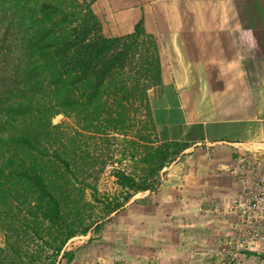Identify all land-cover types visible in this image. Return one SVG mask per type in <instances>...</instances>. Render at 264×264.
I'll use <instances>...</instances> for the list:
<instances>
[{
    "label": "trees",
    "instance_id": "obj_1",
    "mask_svg": "<svg viewBox=\"0 0 264 264\" xmlns=\"http://www.w3.org/2000/svg\"><path fill=\"white\" fill-rule=\"evenodd\" d=\"M144 35L138 23L131 34L105 36L90 0H0V225L11 233L18 230L13 222H18L19 213L28 218L22 226L35 235L44 222L49 224L47 229L59 227L54 240L61 241L50 264L64 243L89 229H72L62 212L59 180L64 181L68 153L60 125L53 124L52 117L84 112L92 119L93 109L96 116L109 112L111 97L122 108L126 100L136 101L138 91V99L148 108L146 90L152 85L141 88L137 77L145 75L158 85L160 67L152 43L149 46L144 39L141 50ZM114 120L116 128L125 124L121 117ZM176 146L160 143L154 153L148 150L139 177L118 172L116 182L126 191L121 199H105V214L121 209L134 193L153 191L157 181L152 177L179 153ZM80 151L68 161L84 158ZM11 198L17 200L15 213L7 203ZM14 243L10 240L0 247V264H12V260L35 264L37 257L23 262ZM62 256L72 260L69 252Z\"/></svg>",
    "mask_w": 264,
    "mask_h": 264
},
{
    "label": "crops",
    "instance_id": "obj_2",
    "mask_svg": "<svg viewBox=\"0 0 264 264\" xmlns=\"http://www.w3.org/2000/svg\"><path fill=\"white\" fill-rule=\"evenodd\" d=\"M90 1L105 36L131 34L141 23L143 37L151 38L158 52L160 83L150 99L151 117L157 141L177 144L179 153L158 188L140 203L141 212L145 207L157 214L155 222L144 219L152 226H141L155 229L152 245L175 249L158 250L156 262L176 264L192 253L182 251L184 246L212 244L214 230L232 231L240 223L235 212L242 198L234 178L208 180L199 174L195 157L199 149L215 145L220 161L230 160L223 150L232 146L264 149V0ZM218 201L224 218L204 216L197 229L203 232L191 237V227L203 221V214L217 210L205 207ZM129 202L123 212L134 208ZM184 208L194 218L178 217ZM176 226L181 237L171 243ZM143 240L148 243L147 234ZM79 258L76 264H89Z\"/></svg>",
    "mask_w": 264,
    "mask_h": 264
},
{
    "label": "rangeland",
    "instance_id": "obj_3",
    "mask_svg": "<svg viewBox=\"0 0 264 264\" xmlns=\"http://www.w3.org/2000/svg\"><path fill=\"white\" fill-rule=\"evenodd\" d=\"M144 39L148 45L152 43L151 38L141 37L140 42L143 43V46L140 45L141 50L145 48ZM147 59L154 66L152 58L149 56ZM138 64L139 60L134 62V67L137 68ZM130 74L131 72L128 77ZM137 79V85L141 88L145 85H152L146 90L149 99L148 108L145 107L143 101L140 102L138 99L140 95L138 91L136 101L126 100L122 108L114 103V99L111 97L107 104L109 112H100L96 116L93 109L90 112L92 119L85 117L84 112L81 114L69 112V114H58L52 117V123L60 125V136L68 153L64 155L67 159L64 162L68 164L65 171V163H63L65 175L63 180L66 184L59 180V191L62 192L63 197L60 204L62 212L67 221L71 222L72 229L78 230L77 227L79 226L80 228L89 226L85 235L79 232L63 244L60 251L57 252L54 264H76V255H81L83 259H79L89 264H159L156 262L158 250L164 248L175 251L172 245L169 247L152 245L151 241L154 242L153 237L156 238L157 233L154 228H149L152 225L145 223L144 219L155 222L156 210L149 212L145 207H143L142 212L140 210V203L148 199L147 195L158 188L168 172L166 168L173 161L166 164L152 177L157 181L153 191H140L134 193L129 199V201H133L132 205L135 209L132 208L131 211L123 212L125 206L130 203L128 201L121 209L111 214L109 212L105 214V199L108 197V202L114 196L121 199L124 191H126L117 184L115 175L118 172H124L137 177L141 176L142 168L145 166L141 161L146 157L147 151L152 150L154 153L155 148L160 145L151 119L150 105V99L155 94L157 85L150 83L145 75L137 77ZM117 117H121L125 122L124 125L117 124L118 128L113 126V120ZM73 147H77V149L71 152ZM219 149L218 145L211 146L209 149L207 147L199 149L195 157L197 161L193 159V156L187 161H196L197 164H200L198 167L199 174L205 175L208 180L217 179L220 181L226 175L233 177L235 190L241 198L242 191H247L253 184L252 177L256 171L254 168L264 167V149L260 148L261 150L258 151L249 147L232 146L231 149L223 150L232 155L229 161H220ZM78 150H81L80 153L83 151L84 158L80 161L78 158L77 161H68L71 160L72 154ZM189 169L192 170L193 168L190 166ZM144 173L145 169L143 175ZM62 184H64L63 188ZM220 185L221 182H217L216 193L218 195H221ZM94 195L100 201L95 200ZM7 203H10L12 213H15L14 207L17 205V200L7 199ZM218 204L215 206L209 204V207H205L207 211L214 210L215 207L217 210L214 212L215 214L212 211L203 214V221L201 223L196 222L191 227V237L203 232L202 230V232L197 231V229L203 227L204 216L213 217L216 221L224 218L222 216L223 203L221 205L218 201ZM17 214L18 222H13V226L17 227L18 230L11 233L7 228L0 225V247H5L6 243L11 240L16 242L13 247L19 252L23 262H29V258L37 257L35 264H50L54 258L53 253L57 251L61 241V239L57 242L54 240L57 235L55 230L59 227L50 226L47 229L49 224L44 222L39 235H35L22 226L25 219L28 218ZM177 216L194 218V214L187 208L179 211ZM4 223L7 226L6 219ZM143 224L149 225V227L143 228L141 226ZM231 230L225 231L223 228L214 230L213 236L216 237V240H212V244L184 246L182 251L188 249L192 253L176 264H264V240L247 244L244 240L248 237L249 231L236 228V226L235 229ZM171 232L175 237L171 243H175L181 237L180 226H176V229ZM262 232L264 233V230ZM145 234L149 237L147 244L143 240ZM82 249H84L83 252ZM38 250L40 252L37 253ZM64 252H69L72 255V260L68 261L66 256H62ZM12 264L16 263L12 260Z\"/></svg>",
    "mask_w": 264,
    "mask_h": 264
},
{
    "label": "built area",
    "instance_id": "obj_4",
    "mask_svg": "<svg viewBox=\"0 0 264 264\" xmlns=\"http://www.w3.org/2000/svg\"><path fill=\"white\" fill-rule=\"evenodd\" d=\"M254 170L253 184L247 191H242V202L236 211L240 219L238 228L249 231L244 240L247 244L264 240V167L258 166Z\"/></svg>",
    "mask_w": 264,
    "mask_h": 264
}]
</instances>
